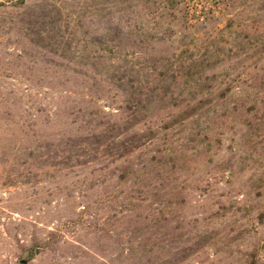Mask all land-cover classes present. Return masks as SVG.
Segmentation results:
<instances>
[{"label":"rangeland","instance_id":"rangeland-1","mask_svg":"<svg viewBox=\"0 0 264 264\" xmlns=\"http://www.w3.org/2000/svg\"><path fill=\"white\" fill-rule=\"evenodd\" d=\"M0 264H264V0H0Z\"/></svg>","mask_w":264,"mask_h":264}]
</instances>
